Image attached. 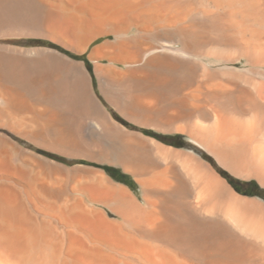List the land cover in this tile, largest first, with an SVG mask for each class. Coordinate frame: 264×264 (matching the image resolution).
<instances>
[{"label":"bare ground","instance_id":"6f19581e","mask_svg":"<svg viewBox=\"0 0 264 264\" xmlns=\"http://www.w3.org/2000/svg\"><path fill=\"white\" fill-rule=\"evenodd\" d=\"M244 181L264 0H0V264H264Z\"/></svg>","mask_w":264,"mask_h":264},{"label":"rangeland","instance_id":"374dc122","mask_svg":"<svg viewBox=\"0 0 264 264\" xmlns=\"http://www.w3.org/2000/svg\"><path fill=\"white\" fill-rule=\"evenodd\" d=\"M78 59L82 60L85 62L87 69L92 73V63L87 59L86 55H81L77 57ZM94 79V91H95V95L96 97L99 98V100L103 103V105L108 108V110L113 111L112 107L108 104V102L103 98V96L100 94L97 86H96V82H95V77H93ZM167 139L169 142L171 143H175L177 148H185V142H187V138L184 137L183 135L177 134V135H169V137L167 136ZM106 167V171H107V167H112V168H116L118 170H120V172H122L123 174H125L123 180L124 181H119V182H124L130 185L131 189L137 193L138 192V187L136 185V183L134 182V180L132 179L131 176L127 175L121 168L117 167V166H111V165H105ZM108 173V172H107ZM112 179L118 181L117 179L113 178L111 175H109ZM235 181V180H234ZM234 184H236L238 186L239 189H241V187L239 186H243L244 189H248V191L246 192H251L250 190L255 187L257 188V190L261 193L259 194L261 197L264 198V191L263 188H261L258 184H256L254 181H244L243 182H235ZM244 191V190H243ZM252 195H254V193L251 192ZM256 194V193H255Z\"/></svg>","mask_w":264,"mask_h":264},{"label":"trees","instance_id":"16d2710c","mask_svg":"<svg viewBox=\"0 0 264 264\" xmlns=\"http://www.w3.org/2000/svg\"><path fill=\"white\" fill-rule=\"evenodd\" d=\"M107 172L109 175H111L113 178L117 179L118 181H124L123 178L125 177L122 172H120V170L116 169V168H112V167H107ZM244 183V182H243ZM238 187V186H237ZM241 187V190H244V191H248V189H244L243 186H239ZM252 193H256V194H261L257 188L253 187L251 190H250Z\"/></svg>","mask_w":264,"mask_h":264}]
</instances>
